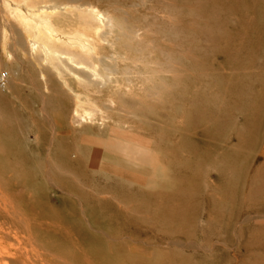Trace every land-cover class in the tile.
Wrapping results in <instances>:
<instances>
[{"label":"rangeland","instance_id":"rangeland-1","mask_svg":"<svg viewBox=\"0 0 264 264\" xmlns=\"http://www.w3.org/2000/svg\"><path fill=\"white\" fill-rule=\"evenodd\" d=\"M92 1L102 9L114 13L117 19L119 17L129 22L134 21L142 26L141 41L148 57V65L164 68L159 72L154 71V80L149 83L164 84V91L155 97L142 91L135 95L145 104L146 109L141 117L131 110L132 113L122 110L110 112L111 118L106 124L98 120L73 123L70 120L75 106L72 92L54 83L51 84L54 90L50 89L36 64H32L13 45L8 44V49L13 54L10 59L18 64L17 74L13 76L9 91L16 90L22 94L20 98L12 97L10 102L0 98V149L3 148V151L0 150V163L3 165L4 161L8 165V171L9 165H18L21 161L28 166L26 174L34 171L37 179L46 181L52 192L56 188L54 183L68 175L71 183L67 184V194L79 201L82 213L90 218L91 223H95V228L101 233L118 235L116 242L123 248L118 258L128 264L133 263L132 249H136L134 259L138 264L141 261L149 264H243L256 257L264 259V250L246 253L257 248L256 244L264 234V225L255 222V219L244 220L255 215V212H264V168L257 183L253 185V175L257 173L260 160H263L253 157L259 153L264 143V129L259 137L253 134L243 121L242 112H237L235 121L232 124L227 121L229 127L223 133L218 131L215 146H211L210 141L206 142L201 133L181 136L178 131L181 128L187 131L196 125L199 129L206 126L213 137L210 127L214 124L204 120L195 125L189 112L210 115L215 110L225 114L226 118L233 112V104L237 99L242 105V111L254 116L250 106L257 101L259 82H255L254 77L243 71L236 72L230 78V62L220 53V49L225 46L232 45L231 49L235 48L241 40L244 44L240 37V12L236 11L231 18V12L227 9L228 1L218 0L225 10L217 16V22L209 27V24L199 19L196 3L192 0ZM60 24L66 28L74 25L67 19L61 20ZM3 26H6L10 41L14 38L17 27L13 17L2 9L0 0V35ZM99 44L102 54L118 55L122 52L121 43L112 46L100 40ZM5 55L0 45V61L6 59ZM254 56H260L258 50H255ZM249 63L252 65L250 61ZM145 64V59L140 58L136 69H143ZM0 67L10 70L1 64ZM257 67L255 62L252 68ZM21 74L27 79L21 80ZM71 82L78 90H84L78 80L71 78ZM14 83L16 86H13ZM238 89L242 90V96L237 93ZM92 96L104 101L108 93L106 90L97 91L92 92ZM197 98H203V103L194 101ZM107 103L111 102L108 100ZM111 106L117 107L118 104ZM119 116L121 124L117 121ZM61 117L65 119L64 125L57 124ZM121 131L128 136L151 137L157 142V146L161 143L162 151L155 152L154 161L161 162L164 159L169 165L166 182L170 196L165 202L159 196L164 191L162 186L150 183L141 187L125 182L115 174H105L88 166L91 153L85 138H117L120 135L117 132ZM23 133L30 139L31 146L19 153L14 142L21 140ZM254 138H258L257 144L247 160L250 152L243 149L246 146L251 149ZM185 142H193L198 152L193 159L196 162L191 160L190 163L194 167V174L189 172L180 158L172 159L170 156V147L178 148ZM194 146L190 143L182 148L183 156H188V148ZM209 148L218 161L226 160L232 167L237 163L250 166L246 186L237 199L231 196V193L236 194L232 189L228 191L229 188L215 189L217 185L213 187V180H218L214 179L218 172L206 155ZM195 163H206L203 172L199 169L196 172ZM169 179H175V185ZM176 179H180L182 185L176 186ZM190 181L194 182L195 187L189 186ZM214 189L218 199L220 195H224L228 206L225 210H216L213 213L216 219L209 220V196ZM225 191L227 193L223 194ZM152 192L154 193L151 195ZM41 194L39 188V200L36 202L38 209L46 201ZM253 195L254 201L251 200ZM53 201L59 202L55 194ZM168 211L171 213L170 217H166ZM248 242L251 247L246 249L245 244H249Z\"/></svg>","mask_w":264,"mask_h":264},{"label":"bare ground","instance_id":"bare-ground-1","mask_svg":"<svg viewBox=\"0 0 264 264\" xmlns=\"http://www.w3.org/2000/svg\"><path fill=\"white\" fill-rule=\"evenodd\" d=\"M192 1L196 3L195 8L199 19L209 24V27L217 22V16L225 10L218 0ZM227 1V9L231 12L230 17L236 11L240 12L238 17L242 26L240 37L244 44L241 40L235 48L231 49L232 45L225 46L220 49V53L230 62L229 77L232 78L238 71L254 77L255 82H259V95L257 101L250 106L254 116H249L242 111L239 99L233 104L232 113L235 114L231 113L226 118L225 114L215 110L210 115L189 112L195 125L196 122L204 120L214 124L210 127L213 137L209 134V127L199 129L197 125L191 129L188 128L187 131L181 128L178 130L179 134L195 136L201 133L206 142H211V146H215L218 142L215 137L218 131L221 130L223 133L229 127L227 121L230 124L235 121L237 112H242L243 121L248 124L253 134L259 137L264 129V61L262 62L264 59V0ZM2 9L13 17L17 29H15L14 38L9 41L10 36H8L6 26H3L0 45L6 54V59L0 61V64L9 67L10 70L3 67H0V70H8L13 83L18 64L10 59L13 54L9 51L8 44H11L32 64H36L37 70L44 76L50 89L54 90L51 85L54 83L72 92L75 106L70 120L73 123L98 120L106 124L111 118L110 112L122 110L133 112L141 117L146 109L145 104L135 95L142 91L155 97L161 95L166 87L160 83H149L154 80L153 72H159L164 68L148 65V57L141 41L142 26L134 21L129 22L119 17L117 19L114 13L102 9L92 0H2ZM64 19L72 21L74 25L64 27L60 24V21ZM219 32L225 34L222 30ZM227 35L229 37V33ZM100 40L112 46H118L121 43L122 52L118 55L102 54ZM255 50L259 51L260 56H254ZM142 57L146 64L143 65V69L137 70L138 61ZM255 62L256 67L259 66L257 69L252 68ZM71 78L78 80L84 90L81 91L74 87ZM24 79H27L26 76L21 74V80ZM10 85L0 86V98L9 102L12 97L20 98L22 94L16 90L9 91ZM13 86L16 84L14 83ZM104 90L108 93L104 101L92 96V92ZM236 91L239 96H242V90ZM108 100L111 103H107ZM194 101L203 103L204 99L197 98ZM114 103L118 106H111ZM120 118L121 116L117 121L121 124ZM57 124L64 125L65 119L61 117ZM117 133L120 134L117 138H85V143L91 153L88 166L105 174H115L123 181L141 187L150 183L162 186L164 191L159 196L165 202L170 196L166 182L169 165L164 159L161 162L154 161L155 152L162 151L161 143L157 146V142H154L155 140L151 137L128 136L123 131ZM23 135L21 140L14 142V147L19 153L24 152L25 147L27 149L31 146L30 139L24 133ZM257 140L258 138H254L251 141L252 152L249 147H244L245 152H250L247 154V160L253 154ZM190 143L194 146L193 142H185L181 143L183 146L170 147L168 151L172 159L180 158L182 164H186L189 172L194 174V167L190 163L198 155L196 146L189 147L188 156L185 157L182 150ZM0 150L3 151V148ZM206 155L212 160L211 165L218 172L214 179L219 181L213 180V187L217 185L215 189L218 187L229 188L228 191L232 189L231 191L236 194L231 193V196L237 199L240 191L246 186L245 181L250 166L237 163L232 167L226 160L218 161L210 148L206 151ZM256 157L263 158V160H260L257 173L253 175V185L257 183V178L264 168V143L253 159ZM165 158L167 159V156ZM85 160L86 158L83 159L84 163ZM193 161L196 162V160ZM19 162L18 165H9L10 170L8 171V165L4 161L3 165L0 163V264H128L118 258L123 250L116 242L118 235L109 232L106 235L101 233L98 228H95V223H91L90 218L82 213L83 208L79 201L67 194L69 191L67 184L71 183L68 175L62 174L65 176L54 183L56 188L52 192L49 184L46 181H39L34 171L26 174L28 166ZM52 164L50 156L51 170ZM205 167L206 163L196 164V172L197 169L203 172ZM169 180L175 185V179ZM177 185H182L180 179H176ZM189 186L195 187L194 182L190 181ZM39 188L42 198L46 200L39 205L40 209L36 206L39 200ZM215 189L210 192L209 196L211 202L210 208L207 209L209 220L216 219L213 214L216 210H225L228 206L224 195H220L218 199ZM54 194L59 202L53 201ZM179 199L182 200V198ZM251 200L254 201V195L251 196ZM260 211L244 220L255 219V222L264 225V212ZM241 213L244 212L241 211ZM170 216L171 213L168 211L166 217ZM248 243L245 244L246 249L251 247V243ZM256 245H258L257 248L248 250L246 253L251 254L255 250H264V234ZM135 254L136 249H132V264L139 263L134 259ZM141 264L149 263L141 261ZM243 264H264V259L256 257Z\"/></svg>","mask_w":264,"mask_h":264},{"label":"built area","instance_id":"built-area-1","mask_svg":"<svg viewBox=\"0 0 264 264\" xmlns=\"http://www.w3.org/2000/svg\"><path fill=\"white\" fill-rule=\"evenodd\" d=\"M12 83V76L8 70H0V86L6 87Z\"/></svg>","mask_w":264,"mask_h":264}]
</instances>
